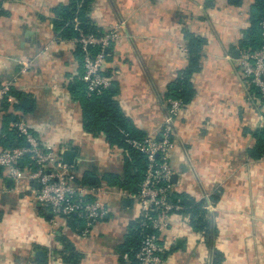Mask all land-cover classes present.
<instances>
[{"label":"crops","instance_id":"obj_1","mask_svg":"<svg viewBox=\"0 0 264 264\" xmlns=\"http://www.w3.org/2000/svg\"><path fill=\"white\" fill-rule=\"evenodd\" d=\"M68 2L0 0V83H11L13 91L22 93L0 106V138L8 137L22 118L43 142L62 152L74 150L77 160L71 167L81 182L94 176L92 185L106 189L100 198L110 214L87 237L80 222L75 229L70 226L71 217L53 225L49 208L32 198L35 184L23 178L17 185L0 168V264H66L61 237L83 255L79 264H119V247L138 217L137 204L120 198L118 188L103 180L108 173L122 175L123 151L111 147L104 135L85 132L81 102L68 90L83 70L75 42L54 31L53 9ZM254 3L92 4L90 18L96 25L119 29L120 39L108 50L106 73L114 100L145 135L157 133L168 110L167 87L188 66L185 32L207 41L201 69L191 78L195 96L174 123L171 162L178 175L174 192L205 202L208 229L197 232L187 214H173L161 238L169 245L163 264H264V158L253 160L247 152L264 125V103L238 65L242 31L250 26ZM20 61L31 62L26 73ZM15 145H20L17 138ZM11 148L0 144V152ZM21 166L28 172L29 162Z\"/></svg>","mask_w":264,"mask_h":264},{"label":"built area","instance_id":"obj_2","mask_svg":"<svg viewBox=\"0 0 264 264\" xmlns=\"http://www.w3.org/2000/svg\"><path fill=\"white\" fill-rule=\"evenodd\" d=\"M74 30L79 36L73 41L83 52L81 79L86 85V96L89 98L94 94L100 95L112 85V80L106 73V63L109 48L120 39L119 29L111 27L102 35L86 34L80 29L76 18ZM261 41V46L256 50H240L238 65L243 78L264 100V21L261 23ZM185 51L187 52L186 49ZM18 64L20 71L26 73L31 62L20 61ZM12 92L11 83H0V106L11 97ZM167 105L166 116L156 134L146 135L141 140H126L147 159L139 192L132 194L120 189L116 191L120 198L137 204V218L143 219V229L155 231L154 234L143 236L137 254L141 264L164 263L162 254L168 250L169 245L161 243V238L174 210L181 209L170 201L174 193L171 160L175 146L174 123L184 106L181 101L173 99H168ZM13 130L23 144L0 152V168L6 169L8 176L17 185L22 183L23 178L35 184L32 198L37 204L49 208L53 215V225H58L59 219L76 216L87 223L82 232L83 237H87L92 226L105 220L110 214V209L100 198L106 189L83 184L73 167L63 162V152L35 136L24 119L15 122ZM24 160L29 162L28 172L21 166ZM24 173H27L26 177Z\"/></svg>","mask_w":264,"mask_h":264},{"label":"trees","instance_id":"obj_3","mask_svg":"<svg viewBox=\"0 0 264 264\" xmlns=\"http://www.w3.org/2000/svg\"><path fill=\"white\" fill-rule=\"evenodd\" d=\"M94 1L69 0L68 4H60L53 9L55 15L53 20L54 31L60 39L75 40L78 38L79 33L74 30V20L76 18L79 20L80 29L84 33L94 35H102L105 33L106 29H102L96 25L90 18ZM263 21L264 0H255L250 11V26L242 31V39L239 43L240 49L256 50L261 46V23ZM184 36L187 42L186 49L189 54L188 66L178 73V77L174 82L168 85L165 97L167 100L173 99L181 101L185 107L195 96L196 91L191 82V78L201 69L200 59L202 47L207 41L205 38L187 31ZM75 56L82 63L83 52L78 45ZM82 74L83 70L81 76ZM68 90L75 100L81 102L85 132L94 137L104 135L107 143L111 147H117L123 151L122 175L108 173L103 176V180L110 187L137 194L144 180L147 159L144 154L134 149L126 140H141L146 135L136 128L131 118L125 115L119 104L114 100L116 92L110 88L100 95L94 94L88 98L86 96V85L80 77L69 85ZM255 92L261 98L256 90ZM12 94L20 96L22 93L13 91ZM262 102L264 103L263 99ZM254 137L256 144L247 152L251 159L259 161L264 158V125L255 131ZM16 138L20 142V145H22L23 141L17 136L14 130L10 131L8 137L0 138V144L3 147L13 148L16 146ZM82 183L89 184L87 176L84 177ZM170 201L181 208L179 211L174 210V214L182 213L189 216L193 230L205 232L208 229L205 218L207 214V210L205 209L206 204L203 200L196 201L187 194L174 192L170 197ZM77 222H80L83 230L85 222L76 216L71 217L70 226L75 229ZM142 222V218H136L128 225V233L123 244L119 247V264H141L137 258V254L140 251L143 236L144 234L151 235L155 233L151 229H143L141 226ZM61 241L64 243V250L61 253L63 261L66 264H79L83 255L65 237H61ZM171 250L173 251L174 248Z\"/></svg>","mask_w":264,"mask_h":264},{"label":"water","instance_id":"obj_4","mask_svg":"<svg viewBox=\"0 0 264 264\" xmlns=\"http://www.w3.org/2000/svg\"><path fill=\"white\" fill-rule=\"evenodd\" d=\"M113 88V87H111ZM76 152L72 149H66L63 151V154H62V160L65 164L69 165V166H74L75 163H76ZM178 181V175L177 174H173L171 176V183L173 184H176ZM89 182L90 184H94L95 182V177L94 176H91L90 179H89ZM39 255H42V253H39Z\"/></svg>","mask_w":264,"mask_h":264}]
</instances>
